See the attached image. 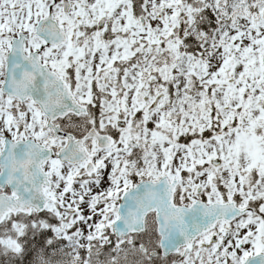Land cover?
Returning <instances> with one entry per match:
<instances>
[{
  "label": "snow or ice",
  "instance_id": "6c2138e0",
  "mask_svg": "<svg viewBox=\"0 0 264 264\" xmlns=\"http://www.w3.org/2000/svg\"><path fill=\"white\" fill-rule=\"evenodd\" d=\"M0 264H264V0H0Z\"/></svg>",
  "mask_w": 264,
  "mask_h": 264
}]
</instances>
